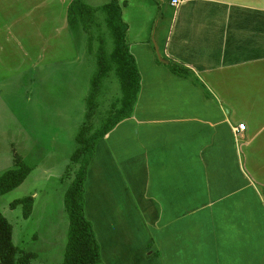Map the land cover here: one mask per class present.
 Wrapping results in <instances>:
<instances>
[{
	"label": "crops",
	"instance_id": "crops-1",
	"mask_svg": "<svg viewBox=\"0 0 264 264\" xmlns=\"http://www.w3.org/2000/svg\"><path fill=\"white\" fill-rule=\"evenodd\" d=\"M25 1L0 0V71ZM178 1H118L139 91L95 146L84 217L99 262L264 264V0Z\"/></svg>",
	"mask_w": 264,
	"mask_h": 264
},
{
	"label": "rangeland",
	"instance_id": "rangeland-1",
	"mask_svg": "<svg viewBox=\"0 0 264 264\" xmlns=\"http://www.w3.org/2000/svg\"><path fill=\"white\" fill-rule=\"evenodd\" d=\"M70 1L11 7V48L19 52L10 50L0 71V175L17 163L30 168L20 186L0 197V214L11 226L16 259L34 254L29 264L63 262L64 194L78 169L72 155L121 110L122 84L109 59L115 41L101 9L108 0H82L96 9L95 24L76 31L67 26ZM26 197L32 198L27 217L21 204L10 206Z\"/></svg>",
	"mask_w": 264,
	"mask_h": 264
},
{
	"label": "trees",
	"instance_id": "trees-1",
	"mask_svg": "<svg viewBox=\"0 0 264 264\" xmlns=\"http://www.w3.org/2000/svg\"><path fill=\"white\" fill-rule=\"evenodd\" d=\"M119 0H108L101 7L105 14V23L114 37L115 48L109 56L116 68L117 75L122 84L123 94L121 98V110L118 116L109 125L102 126L86 142H79L83 148H77L71 160L76 162L78 169L64 194V205L68 216L67 244L64 259L61 264H97L100 261L99 245L95 238L92 225L84 217V183L89 163L94 156L96 144L106 136L121 121L129 118L134 107L139 91V75L132 56L129 54L125 43L126 24L121 18V6ZM93 8L85 5L82 0H71L66 9V21L70 31L78 28L89 29L91 23L95 24ZM97 24V23H96ZM99 58L104 62L101 51ZM103 56V57H101ZM109 69V68H108ZM172 71L177 75L185 76L187 71L176 65ZM30 173V168L24 164H16L11 170L0 175V197L22 184ZM21 204L24 207V216L27 217L32 207V198L26 197L11 203V208ZM17 248L12 243V229L7 220L0 214V264H29L34 254L24 253L18 259Z\"/></svg>",
	"mask_w": 264,
	"mask_h": 264
},
{
	"label": "built area",
	"instance_id": "built-area-1",
	"mask_svg": "<svg viewBox=\"0 0 264 264\" xmlns=\"http://www.w3.org/2000/svg\"><path fill=\"white\" fill-rule=\"evenodd\" d=\"M179 1L178 0H171V6L176 7L178 5ZM244 130V126L243 125H238L237 127H235V131H243Z\"/></svg>",
	"mask_w": 264,
	"mask_h": 264
}]
</instances>
